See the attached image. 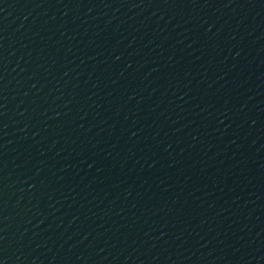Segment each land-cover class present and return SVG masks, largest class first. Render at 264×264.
<instances>
[{
	"label": "water",
	"instance_id": "water-1",
	"mask_svg": "<svg viewBox=\"0 0 264 264\" xmlns=\"http://www.w3.org/2000/svg\"><path fill=\"white\" fill-rule=\"evenodd\" d=\"M247 0H0V264H196Z\"/></svg>",
	"mask_w": 264,
	"mask_h": 264
}]
</instances>
